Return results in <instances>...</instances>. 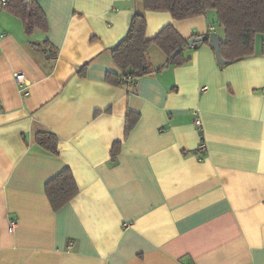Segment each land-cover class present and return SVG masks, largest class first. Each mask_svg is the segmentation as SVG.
Masks as SVG:
<instances>
[{
    "label": "crops",
    "instance_id": "1",
    "mask_svg": "<svg viewBox=\"0 0 264 264\" xmlns=\"http://www.w3.org/2000/svg\"><path fill=\"white\" fill-rule=\"evenodd\" d=\"M36 4L48 30L32 34L0 9V264H264V34L229 65L199 42L188 63L167 67L153 46L149 62L163 69L115 85L112 50L136 12L147 39L172 26L221 41L215 14L176 20L136 0ZM41 132L57 136L56 154L37 144ZM67 168L78 193L54 211L45 186Z\"/></svg>",
    "mask_w": 264,
    "mask_h": 264
},
{
    "label": "trees",
    "instance_id": "2",
    "mask_svg": "<svg viewBox=\"0 0 264 264\" xmlns=\"http://www.w3.org/2000/svg\"><path fill=\"white\" fill-rule=\"evenodd\" d=\"M136 1L142 4L144 11L168 12L176 20H185L213 12L217 24L223 28L225 36L224 40L220 41L223 58V62H219L220 65L233 64L253 56L256 35L264 34V0ZM2 10L19 18L27 34H32L35 29L48 30L46 16L37 4L32 10H28L20 4L19 0H10L2 7ZM146 31L145 15L142 12H136L126 37L112 50L113 61L121 73L119 75L108 73L106 80L109 83L133 86L141 77L162 70L163 68L153 69L149 62L148 54L153 46H157L166 55L167 67L170 65L182 66L189 62V58L184 53L189 46V40L184 39L174 27L166 26L153 39L146 38ZM210 35L199 38H203L202 42L210 46ZM130 115H132L131 112L128 118L129 131L135 124ZM36 142L47 151L57 153L58 138L55 134L38 133ZM120 151L121 145L115 143L111 151L113 161H116ZM45 190L54 211L67 204L78 193L73 173L68 168L51 179L46 184Z\"/></svg>",
    "mask_w": 264,
    "mask_h": 264
},
{
    "label": "built area",
    "instance_id": "3",
    "mask_svg": "<svg viewBox=\"0 0 264 264\" xmlns=\"http://www.w3.org/2000/svg\"><path fill=\"white\" fill-rule=\"evenodd\" d=\"M10 0H0V9H2V7L4 5H6ZM20 1V4L24 7H26L28 10H32L37 2V0H19ZM25 80H26V77L23 73H16L15 75V81L18 85H24L25 83ZM202 91H206L207 90V87H204L201 89ZM192 114L194 115V125L196 126V128L200 131L201 133V144L199 146V150L200 151H205L206 150V147H205V141H202L203 140V133H202V128H203V122L201 120V117H200V113H199V110H193L192 111ZM132 224L131 223H125L123 225L124 228H128L130 227ZM17 227V221L16 220H11L10 222V231H14L15 228ZM74 244L71 243L70 244V247H73Z\"/></svg>",
    "mask_w": 264,
    "mask_h": 264
},
{
    "label": "water",
    "instance_id": "4",
    "mask_svg": "<svg viewBox=\"0 0 264 264\" xmlns=\"http://www.w3.org/2000/svg\"><path fill=\"white\" fill-rule=\"evenodd\" d=\"M202 41H203V38L189 40V45H193L195 43H199ZM210 46L214 49L218 61L223 62V58L221 55V49H220V40H219L217 34H215V33L210 35Z\"/></svg>",
    "mask_w": 264,
    "mask_h": 264
},
{
    "label": "rangeland",
    "instance_id": "5",
    "mask_svg": "<svg viewBox=\"0 0 264 264\" xmlns=\"http://www.w3.org/2000/svg\"><path fill=\"white\" fill-rule=\"evenodd\" d=\"M218 31H221V27H217Z\"/></svg>",
    "mask_w": 264,
    "mask_h": 264
}]
</instances>
